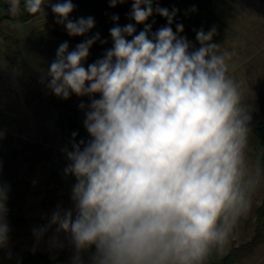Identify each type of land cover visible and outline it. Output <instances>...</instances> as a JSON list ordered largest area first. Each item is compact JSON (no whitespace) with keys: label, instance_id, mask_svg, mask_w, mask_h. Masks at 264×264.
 Listing matches in <instances>:
<instances>
[{"label":"clouds","instance_id":"obj_1","mask_svg":"<svg viewBox=\"0 0 264 264\" xmlns=\"http://www.w3.org/2000/svg\"><path fill=\"white\" fill-rule=\"evenodd\" d=\"M118 2L124 0L110 6ZM43 3L7 0V13L34 15ZM74 7L64 0L51 10L69 36H83L95 21L70 19ZM154 11L167 25L153 33L145 21ZM177 11L134 0L130 16L143 31L114 26L113 47L87 68L82 61L91 46L107 41L96 33L71 52L64 42L49 67L53 94L90 99L79 105L90 138L62 149L69 161L64 174L76 181L73 206H57L46 227L33 229L38 239L52 225L66 233L75 248L72 264H84L81 254L93 247L89 264H206L213 252L224 253L251 209L261 172L246 156L252 118L241 103L242 81L229 75L235 52L212 42L215 27L198 30L200 47L190 50L183 25L171 27ZM8 192L0 184V248L9 239Z\"/></svg>","mask_w":264,"mask_h":264},{"label":"rangeland","instance_id":"obj_2","mask_svg":"<svg viewBox=\"0 0 264 264\" xmlns=\"http://www.w3.org/2000/svg\"><path fill=\"white\" fill-rule=\"evenodd\" d=\"M162 8L178 9L173 24H182L180 33L195 50L200 47L196 32L216 28L213 43L222 50L235 52L229 75L242 81L241 103L254 122L264 121V0H155ZM64 0H44L42 11L36 16L18 22V17L7 13V0H0V184L9 186L7 221L10 231L8 244L0 248V264H17L27 254L40 252L62 264H72L75 248L66 233L56 232V225L47 228L39 239L33 229L46 227L57 206L72 208L71 190L75 177L65 175L69 163L62 149L71 148L72 126L75 122L84 128L85 112L81 102L90 103L89 97L71 94L68 99L57 97L46 87L47 72L56 59L58 47L67 42L68 51L96 33L97 40L89 56L82 61L85 68L113 47L110 29L133 24L139 34L144 24L131 18L134 0H124L115 7L110 0H71L74 10L69 18L93 17L94 27L83 36H69L66 27L56 23L51 10L54 3ZM23 9V2L21 4ZM119 19L114 21L113 16ZM19 23L20 27L13 25ZM151 32L158 29L148 18ZM126 39L131 40L128 36ZM95 98H99L97 95ZM256 136L251 129L247 160L253 170L259 167L255 160ZM260 169V168H259ZM261 172V170H260ZM19 203L21 215H14L12 206ZM264 202V178L252 195V206L242 217L222 258L237 249L235 264H264V239H257V211ZM53 238L60 246L53 243ZM257 239V240H256ZM95 249L81 254L84 264Z\"/></svg>","mask_w":264,"mask_h":264},{"label":"trees","instance_id":"obj_3","mask_svg":"<svg viewBox=\"0 0 264 264\" xmlns=\"http://www.w3.org/2000/svg\"><path fill=\"white\" fill-rule=\"evenodd\" d=\"M153 8L155 9L156 6L161 7L159 3H157L155 0H152ZM143 7V5H142ZM162 8V7H161ZM38 14V13H37ZM37 14H29L26 11H24V15L20 16V18L17 19L18 22H24L33 16H36ZM149 19L153 22V24L157 28H161L167 25V20L165 17L159 15L155 11L153 12V15L149 17ZM173 32H176V27L172 23L171 25ZM72 133H77V136L75 138V141L78 143L81 139L87 141L90 137L86 131L85 128L80 127L77 123L72 122ZM250 127L253 130V133L256 136V155L255 160L257 161L259 168L262 172V176L264 178V121H256L254 122L251 119ZM20 204L14 203L12 206L13 214L14 215H21V212L19 211ZM257 217H258V229H257V239H260V236L262 234V239H264V202L261 205V207L257 211ZM256 239V240H257ZM94 248V247H93ZM238 250L234 249L231 250L227 255L220 258L217 256L216 252H213L208 260L206 261V264H235L238 259ZM17 264H62L60 260H52L47 255H44L40 252H32L27 254L24 258H22Z\"/></svg>","mask_w":264,"mask_h":264}]
</instances>
